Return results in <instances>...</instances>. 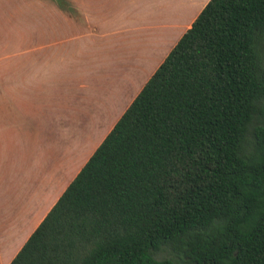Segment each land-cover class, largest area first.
I'll use <instances>...</instances> for the list:
<instances>
[{
    "label": "trees",
    "instance_id": "trees-1",
    "mask_svg": "<svg viewBox=\"0 0 264 264\" xmlns=\"http://www.w3.org/2000/svg\"><path fill=\"white\" fill-rule=\"evenodd\" d=\"M264 264V0H211L11 264Z\"/></svg>",
    "mask_w": 264,
    "mask_h": 264
},
{
    "label": "crops",
    "instance_id": "crops-1",
    "mask_svg": "<svg viewBox=\"0 0 264 264\" xmlns=\"http://www.w3.org/2000/svg\"><path fill=\"white\" fill-rule=\"evenodd\" d=\"M210 1L54 0L26 27L0 72L12 118L0 120V264H11Z\"/></svg>",
    "mask_w": 264,
    "mask_h": 264
},
{
    "label": "rangeland",
    "instance_id": "rangeland-1",
    "mask_svg": "<svg viewBox=\"0 0 264 264\" xmlns=\"http://www.w3.org/2000/svg\"><path fill=\"white\" fill-rule=\"evenodd\" d=\"M54 0H0V72L3 73L8 55L12 51H21L23 31L31 23L37 22L42 15L45 4H53ZM144 79V78H142ZM0 93V120L2 123L12 121L7 117L6 98ZM112 123V120L110 121ZM1 143V142H0ZM159 261L173 260L176 264H189L184 244L177 247L168 245L155 253Z\"/></svg>",
    "mask_w": 264,
    "mask_h": 264
}]
</instances>
